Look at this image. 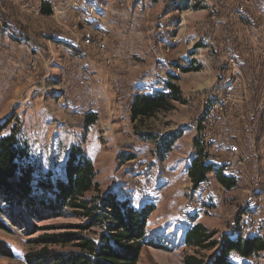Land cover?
<instances>
[{"label": "rangeland", "instance_id": "rangeland-1", "mask_svg": "<svg viewBox=\"0 0 264 264\" xmlns=\"http://www.w3.org/2000/svg\"><path fill=\"white\" fill-rule=\"evenodd\" d=\"M64 1L21 0L19 5L26 13L41 15L47 2L55 14ZM113 2L128 12L138 10L143 23L131 21V30L140 32L147 25L157 36L159 47L151 54L159 60L160 72L147 86L151 91H146H163L164 82L171 80L181 84L185 102H175L170 111L133 122L129 104L132 94L126 95L121 85L120 94H116L113 84L111 99L104 91L107 86L103 70L93 66L101 62L99 50L74 48L58 59V55L49 53L51 49L37 31L22 37V31L1 28L0 136L15 138L16 146L27 147L24 162L41 170L42 177L51 172L53 182L66 179L70 152L80 149L96 172L97 188L86 194L89 200L98 202L114 195L119 200H129L138 210L155 205L138 264H186L187 256L212 264L220 245L213 249L187 245L186 235L196 223L215 233L214 239L219 241L239 232L245 237L264 236V217L258 214L264 210V200L256 204L254 199H246L251 195L246 192L248 186L227 191L210 174L207 183L194 189L187 175L195 156L191 139L199 126L201 110L208 108L214 119L219 114L212 104L230 100L224 115H234L245 101L244 87L251 81L256 85L241 77L237 63L230 57L245 49L241 45L248 44V40L256 44L264 40V0H80L78 6L90 14L86 28L107 33L100 27L99 16ZM37 9L39 14L33 11ZM199 65L202 67L195 69ZM189 67L190 72L182 69ZM71 70L78 84L86 82L85 74L101 77H93L90 92H74L70 87H60ZM249 118L257 119L253 112L246 121ZM1 225L0 243L12 255L0 252V264H28L27 255L45 247L64 253L78 250L76 242L68 246L46 245L39 241L45 235L70 234L99 240L106 231L102 226L88 227V219L73 211L60 217L43 211L33 218L26 213L25 205L17 207L0 199ZM232 261L244 262L235 254ZM246 262L264 264V252Z\"/></svg>", "mask_w": 264, "mask_h": 264}, {"label": "trees", "instance_id": "trees-1", "mask_svg": "<svg viewBox=\"0 0 264 264\" xmlns=\"http://www.w3.org/2000/svg\"><path fill=\"white\" fill-rule=\"evenodd\" d=\"M51 13V7L44 5L42 14L49 16ZM201 67L199 65L195 69ZM182 69L184 72L192 71L190 67ZM164 87L163 91L134 96L130 110L133 122L151 118L161 111H170L175 102H185L178 85L170 80L164 82ZM194 143L196 155L188 168L194 189L206 183L212 173L224 189H233L237 179L225 174L227 165L215 166L208 162L205 144L199 137L195 138ZM27 157V147L16 146L15 138L0 136L1 200L17 207L25 205L26 213L33 218L43 211L55 217L73 211L88 219V227L106 228L99 240L83 236L74 238L70 234L42 236L39 241L46 245L68 246L76 242L74 245L78 250L64 253L45 247L28 254V264H138L147 237V224L155 211V205H145L138 210L129 200H119L114 195L100 198L98 202L87 199L86 194L97 188L96 172L93 163L80 149L70 152L65 169L66 179L59 178L56 182H53L51 172L42 177L41 170L30 163L26 164L24 160ZM214 237L215 233H210L203 224L196 223L188 231L186 242L189 246L201 249H213L220 245L212 264H234L233 254L239 256L243 264H247L246 261L252 256L264 252V236L243 237L239 232L236 236H225L221 241ZM0 252L12 255L4 244L0 246ZM185 263L203 264L194 256H187Z\"/></svg>", "mask_w": 264, "mask_h": 264}, {"label": "crops", "instance_id": "crops-1", "mask_svg": "<svg viewBox=\"0 0 264 264\" xmlns=\"http://www.w3.org/2000/svg\"><path fill=\"white\" fill-rule=\"evenodd\" d=\"M77 1L80 0H76V3L72 0H65L63 4L56 8L55 14H53L52 10L51 15L46 16L26 13L24 9L20 8L21 0H0V29L2 28L3 31L7 30L9 32L22 31V37L23 35L27 37L26 33L32 34V32L37 31L40 34L39 38L42 37L46 46L51 49L49 53H55L56 56L58 55V59L61 54L68 55L72 53L74 48L91 50L83 42L84 34L80 35V33L90 29L86 28L87 25H85L86 22H89L87 16L90 14L86 13L80 5L78 6ZM44 5L49 6L47 2ZM134 10L128 12L114 6V2L113 4H108L106 13L99 17L102 21L100 27L106 30L109 36V51L107 54L102 55L101 62L96 60L98 63L93 64L95 70L96 66H100L103 70L102 78L107 86L104 91L109 99L113 96L110 85L117 83L119 86L121 85L122 91L126 95L132 94L129 101L130 105H132L134 96L139 91H144L146 94L149 93L147 91L150 89L147 86L154 83L160 72L159 65L156 62L159 60L151 54V50L159 47L155 40L157 36L153 35L154 30L152 27L144 25V29L140 32L133 31L129 27L131 21L134 20L143 23L142 18L138 16V10ZM33 11L36 12L35 10ZM8 38L6 34L4 36L6 42ZM247 43L246 45H241L245 49L238 50L237 54L231 55L230 61L237 63L240 72L243 74H241V77L250 81L253 80L256 85L254 86L251 81L248 82L247 88L244 87L246 98L239 107L240 110H237L238 112L236 111L234 115L228 113L223 116H216L214 124L210 127L202 125L201 117L205 113L209 114L207 112L208 108L201 110L199 126L191 142L195 147L194 140L199 137L202 143L205 144V154L208 162L215 164V166L225 164L227 167L230 164V148L233 145L239 146L244 163L242 166H237L230 174H225L237 179L235 187L239 185L248 186L249 188L246 192H250L251 195L248 194L246 199H254V202L258 204L264 200V92L262 91L264 90V40L260 44L259 42L256 44L252 40H248ZM180 58L184 59V56H180ZM72 60L70 58V61ZM88 60H91L90 51H88ZM137 60H141V62L137 63ZM72 72V70L68 72L64 77V81L60 83V87H70V90H74V92L78 89L90 92L93 77H101L100 75L89 76V74H85L87 77L86 82L78 84L77 75ZM123 84L124 86H122ZM56 86L58 87V85ZM178 86L181 87V84H178ZM127 110H130L129 107ZM250 112H253L257 119L252 118L251 121L249 118L246 121V116ZM244 113H247L246 116ZM187 175L189 177L188 171ZM212 179H216L215 174H212ZM258 214L264 217V210L260 209Z\"/></svg>", "mask_w": 264, "mask_h": 264}, {"label": "built area", "instance_id": "built-area-1", "mask_svg": "<svg viewBox=\"0 0 264 264\" xmlns=\"http://www.w3.org/2000/svg\"><path fill=\"white\" fill-rule=\"evenodd\" d=\"M36 12L39 14L40 11L37 9ZM83 42L86 47L95 48L99 50L102 55L107 54L109 51L108 34L104 31H93V30L86 31L84 33ZM113 88L115 89L116 94H120L121 88L119 84L113 83ZM144 93L145 92L143 91L139 92V94H144ZM240 99L242 100L243 97L241 96ZM229 101L230 100L213 103L212 105L214 106L215 112H217V114H219L220 116H223L226 105L229 103ZM216 116L218 115H215L213 119V117L211 118L210 113L209 114L205 113V115L202 116V125L209 126V127L212 126L216 120ZM229 156H230V164L228 165L227 169L224 171L225 173H228V174H230L231 171L235 170L237 166H242L244 163L241 150L239 146L237 145H233L230 148ZM243 237H245V235H243ZM252 259H255V256H252L249 260H252Z\"/></svg>", "mask_w": 264, "mask_h": 264}]
</instances>
